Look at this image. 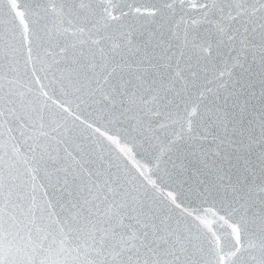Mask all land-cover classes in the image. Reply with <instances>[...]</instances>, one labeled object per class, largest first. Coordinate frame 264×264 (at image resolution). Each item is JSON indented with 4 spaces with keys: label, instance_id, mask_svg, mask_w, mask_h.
Here are the masks:
<instances>
[{
    "label": "snow or ice",
    "instance_id": "snow-or-ice-1",
    "mask_svg": "<svg viewBox=\"0 0 264 264\" xmlns=\"http://www.w3.org/2000/svg\"><path fill=\"white\" fill-rule=\"evenodd\" d=\"M0 264H264V0H0Z\"/></svg>",
    "mask_w": 264,
    "mask_h": 264
}]
</instances>
